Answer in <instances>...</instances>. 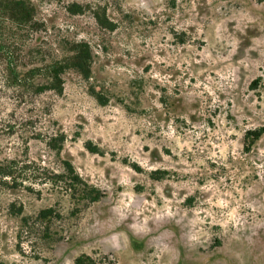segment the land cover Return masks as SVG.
I'll return each mask as SVG.
<instances>
[{"label": "rangeland", "instance_id": "374dc122", "mask_svg": "<svg viewBox=\"0 0 264 264\" xmlns=\"http://www.w3.org/2000/svg\"><path fill=\"white\" fill-rule=\"evenodd\" d=\"M29 1L36 24L0 20V163L25 177L0 262L264 264V0ZM80 42L90 76L39 90ZM68 162L85 192L43 182Z\"/></svg>", "mask_w": 264, "mask_h": 264}, {"label": "trees", "instance_id": "16d2710c", "mask_svg": "<svg viewBox=\"0 0 264 264\" xmlns=\"http://www.w3.org/2000/svg\"><path fill=\"white\" fill-rule=\"evenodd\" d=\"M34 12V7L29 0H0V20H11L18 24H28L31 22L30 24L33 25L36 24ZM90 58L91 52L89 47L83 44V42L77 43L72 55L63 58H55L47 65L45 64V72L42 76L43 82L39 84V90H53L58 94L63 93L65 85L64 73L68 68H74L83 74V76L89 77L91 73ZM263 132L264 127L255 131L253 134H255V138H258ZM87 147L93 152H98L95 146L93 147L89 144ZM65 170H67L68 175L54 173L52 171L42 172L44 176L43 182H52V184L62 182L68 188L67 190H73V192L77 190L79 192H85L86 188L90 187V185L76 172L70 162L67 163ZM22 178L24 179L25 177L18 172L17 165L14 161L0 163V185L7 184L9 180L16 185ZM89 191L94 194L91 196V202L97 201L103 196L102 191L95 187H92ZM53 212V208H46L41 210L40 216L47 218L52 215ZM0 264L4 263L0 262ZM77 264H84L83 259L78 258Z\"/></svg>", "mask_w": 264, "mask_h": 264}]
</instances>
